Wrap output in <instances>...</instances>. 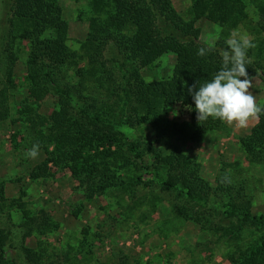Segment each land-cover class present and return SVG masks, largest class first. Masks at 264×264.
I'll return each mask as SVG.
<instances>
[{
	"label": "rangeland",
	"instance_id": "rangeland-1",
	"mask_svg": "<svg viewBox=\"0 0 264 264\" xmlns=\"http://www.w3.org/2000/svg\"><path fill=\"white\" fill-rule=\"evenodd\" d=\"M171 1L184 20L192 19L194 0ZM243 1L244 15L237 24L222 27L200 18L195 30L197 40L206 46L221 40L227 44L229 38L241 35L252 40L255 47L248 49V61L260 68L250 76V92L263 106L264 32L258 7L264 0ZM12 2L0 0V228L11 238L7 260L14 264H233L232 258L264 241L263 227L244 226L234 233L235 219L228 218L223 208L227 199L249 201L253 213L264 215V150L255 132L263 113L250 118L245 127L224 121L221 129L208 132L199 142L190 139L189 111L180 105L163 111L154 125L145 121L120 126L127 141L141 142L149 150L142 160L125 147L118 151L109 164L119 175L118 186L91 200L68 169L52 163L46 176L32 179L31 172L45 159L43 149L52 150L48 130L61 114L53 93L39 99L33 94L36 89L26 66L29 43L12 22ZM57 2L68 25L66 46L80 53L90 19L102 14L91 0ZM104 56L121 60L112 43ZM175 61L174 54L163 55L151 70L142 71L144 80L170 78ZM79 67L84 69L83 93L108 99L107 85L95 81L86 62ZM74 71L69 69L65 82H78ZM34 144L39 146L38 155L29 158L26 152ZM157 155L187 159V170L195 171L209 187L207 203L190 202L178 197V191L163 192L153 169L133 166L153 167ZM166 172L168 167H162L160 176ZM24 249L40 255L37 263L27 260Z\"/></svg>",
	"mask_w": 264,
	"mask_h": 264
},
{
	"label": "trees",
	"instance_id": "trees-1",
	"mask_svg": "<svg viewBox=\"0 0 264 264\" xmlns=\"http://www.w3.org/2000/svg\"><path fill=\"white\" fill-rule=\"evenodd\" d=\"M12 1V22L15 21L21 37L29 43L26 66L30 84L36 89L33 94L39 99L53 93L61 114L59 122L48 130V144L52 150L43 149L45 159L31 172L32 179L46 176L48 164L52 163L68 169L84 197L91 200L108 188L118 186L119 175L109 165L119 156L118 151L125 147L135 159L142 160L149 150L143 148L141 142L127 141L118 129L120 126H134L145 121L154 125L163 111L180 105L189 111L192 141L199 142L208 132L223 127L224 121L219 119H197L187 89L212 78L222 65L221 52L228 45L222 40L214 46L201 44L197 40L195 22L205 18L222 27L233 26L244 15L243 0H194L192 19L188 21L178 14L171 0H91L102 16L90 19L89 32L80 44V53L66 46L68 25L57 0ZM258 8L264 32V3ZM110 43L121 60L105 58L104 51ZM202 47L207 49L205 56L197 55ZM168 53L176 57L172 76L144 80L142 71L151 70ZM82 62H86L96 76L95 81L101 86L107 85L108 99L97 100L83 93L84 69L79 67ZM247 67L249 76H255L256 69L260 68L251 62ZM70 68H75L76 84L65 82ZM262 104L264 106V95ZM255 132L264 150V118ZM113 147L116 151L111 150ZM125 159L127 166L129 159ZM155 160L156 164L150 168L138 163L133 166L149 172L154 170L161 191H178V197H186L190 202L207 203L209 187L195 171L187 170L190 165L187 159L157 155ZM162 167H168L165 177L160 176ZM137 181L142 183L140 177ZM227 200L223 208L228 218L235 219L234 233H239L244 226L264 228V215L253 213L249 201ZM36 221L31 220L33 224ZM10 240L9 232L0 228V264H14L6 257ZM24 251L28 261L37 263L40 255L32 249ZM231 260L233 264H264V241L248 247Z\"/></svg>",
	"mask_w": 264,
	"mask_h": 264
},
{
	"label": "clouds",
	"instance_id": "clouds-1",
	"mask_svg": "<svg viewBox=\"0 0 264 264\" xmlns=\"http://www.w3.org/2000/svg\"><path fill=\"white\" fill-rule=\"evenodd\" d=\"M228 47L221 52L220 69L202 84L189 86L199 121L208 118L219 119L228 123H236L245 127L250 118L264 113V106L257 103L250 88L252 81L247 72L248 49L255 44L247 35L231 37L227 40ZM206 48H199L197 55L205 56ZM243 78V79H242ZM38 145H33L26 152L29 158L38 155Z\"/></svg>",
	"mask_w": 264,
	"mask_h": 264
}]
</instances>
